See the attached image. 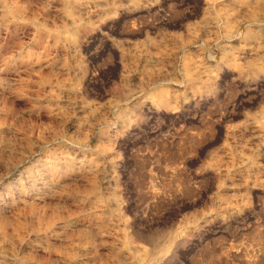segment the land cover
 I'll return each instance as SVG.
<instances>
[{
	"label": "rangeland",
	"instance_id": "374dc122",
	"mask_svg": "<svg viewBox=\"0 0 264 264\" xmlns=\"http://www.w3.org/2000/svg\"><path fill=\"white\" fill-rule=\"evenodd\" d=\"M0 264H264V0H0Z\"/></svg>",
	"mask_w": 264,
	"mask_h": 264
}]
</instances>
